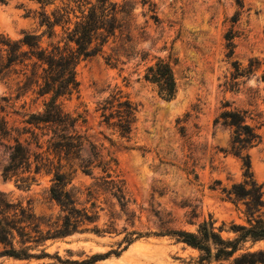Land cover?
Listing matches in <instances>:
<instances>
[{
  "label": "rangeland",
  "instance_id": "1",
  "mask_svg": "<svg viewBox=\"0 0 264 264\" xmlns=\"http://www.w3.org/2000/svg\"><path fill=\"white\" fill-rule=\"evenodd\" d=\"M148 1L135 5L126 29L101 55L77 66L78 94L60 100L66 112L85 119L77 125L86 139L80 156L90 158L93 147L104 160L117 162L130 201L127 212L103 192L87 202L86 189L94 181L77 171L68 189H73L80 206L89 210L94 203L98 220L88 228L96 225L108 233L85 232L47 240L30 253L44 250L49 257H1L0 264H60L56 257L63 264H73L93 255L101 257L94 264H196L198 252L177 243L167 231L195 232L209 217L216 227L225 223L226 229L244 220L243 205L227 201L222 193L241 183L244 172L241 160L232 153V129L215 123L225 110L246 111V122L261 137L247 153L264 201V0H241V7L236 0ZM56 6L59 3L43 10L50 14ZM43 10L35 2L7 0L0 4V34L13 41L24 33L40 36L45 31L39 25ZM55 30L57 37L41 38L42 48L61 39L60 29ZM228 33L233 35L231 57L225 41ZM157 58L172 64L176 94L171 101L158 97L155 88L142 80L145 68ZM250 61L256 70L233 84L232 63L246 70ZM35 92L36 87L26 85L21 76V65L0 73V119L7 130L0 134V192L8 202L29 208L46 232L60 216L49 196L51 176L37 175L27 188L19 182L21 174L8 179L2 176L16 140L28 149L31 159L44 150L22 133L29 128L24 121L42 112L47 100ZM116 93L136 107L129 139L104 126L97 111L103 100ZM101 175L93 170V177ZM131 232L141 236L127 246L124 238ZM20 241L15 238V249L21 248ZM244 249H264V241L246 243Z\"/></svg>",
  "mask_w": 264,
  "mask_h": 264
},
{
  "label": "trees",
  "instance_id": "2",
  "mask_svg": "<svg viewBox=\"0 0 264 264\" xmlns=\"http://www.w3.org/2000/svg\"><path fill=\"white\" fill-rule=\"evenodd\" d=\"M7 0H0L4 4ZM37 3L43 10L47 6L59 3V6L47 14H40V27L43 34L24 33L21 39L13 41L0 34V73L13 65H21V76L26 85L36 87V95L46 97L43 110L31 114L24 121L29 128L22 131L29 134L30 139L42 152L35 154L33 159L28 149L19 141L11 148L9 162L3 168L4 179L21 177L19 182L25 188L35 182L36 176L42 173L51 176L49 188L50 199L59 208L60 216L56 223L48 227L46 232L40 228L43 222L35 217L29 208L12 204L0 192V251L1 257L17 260L41 259L49 257L41 250L38 254L30 253L47 240L65 238L73 234L99 231L95 224L98 213L94 203L88 209L80 206L73 189H68L77 171L92 177L94 183L87 188V202L98 192L108 194L115 199L122 212H127L129 198L124 183L117 170L114 159L104 160L92 147L90 158L80 156L86 141L77 131L78 123H84L81 115L74 116L63 109L60 100H68L78 94L77 66L86 60L101 55L104 48L116 39L127 27L136 4L144 6L148 0H27ZM241 7V0H236ZM151 6V4H150ZM157 21L156 17H154ZM236 18H232L234 23ZM56 28L60 29L61 39L47 48L40 45L41 38L57 37ZM233 35H225L228 56L233 54ZM257 63V61H254ZM249 62L246 70H240L237 62L232 63L234 74L233 84L239 78L250 76L257 67ZM142 80L153 86L158 97L171 101L176 94V81L170 61L157 58L144 70ZM101 123L115 131L121 138L129 139L136 122V107L119 93L103 100L97 109ZM246 111L225 110L215 123L232 129V153L242 162L243 181L233 184L229 190L222 189L227 201L241 203L243 223H231L227 229L225 223L219 227L209 217L198 224L195 232L185 230L167 231V235L175 238L187 248L198 252L196 264H210L212 261L231 264H264V249L248 251L246 243L255 245L264 241V201L262 186L254 179L250 171L248 150L257 146L260 135L247 122ZM7 133L4 121L0 119V134ZM243 152H245L243 154ZM102 174L93 177V170ZM26 175V176H24ZM93 198V197H92ZM130 218L133 214L129 215ZM222 233L231 235L223 237ZM135 235V238H131ZM140 233H127L124 238L127 246L131 245ZM18 237L20 249H15L14 240ZM29 244V245H27ZM101 258L93 255L81 263L94 264ZM60 264L63 261L56 257Z\"/></svg>",
  "mask_w": 264,
  "mask_h": 264
}]
</instances>
